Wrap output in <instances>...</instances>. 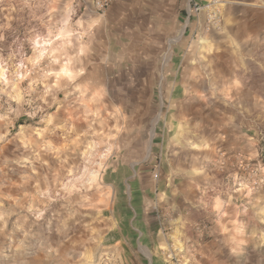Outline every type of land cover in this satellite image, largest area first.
<instances>
[{"label":"rangeland","instance_id":"1","mask_svg":"<svg viewBox=\"0 0 264 264\" xmlns=\"http://www.w3.org/2000/svg\"><path fill=\"white\" fill-rule=\"evenodd\" d=\"M208 3L198 56H99L85 0H0V264L118 263L111 185L161 130L167 90L199 125L209 264H264V39L209 56L224 2Z\"/></svg>","mask_w":264,"mask_h":264},{"label":"crops","instance_id":"2","mask_svg":"<svg viewBox=\"0 0 264 264\" xmlns=\"http://www.w3.org/2000/svg\"><path fill=\"white\" fill-rule=\"evenodd\" d=\"M85 2L92 13L85 9L81 18L85 29L95 31L102 48L99 56L199 55L193 35L205 10L192 11L190 0H113L103 13L94 10V0ZM223 2V30L206 32L209 56L222 49L230 56L254 38L264 39V0ZM165 99L160 105L165 104L168 111L161 130L148 136L151 145L144 148L142 158L132 157L129 149L124 151L127 158L117 165L123 178L111 185L115 226L108 238L117 264H182L178 256L186 257L179 251H189L192 244L197 247L190 264H209L210 246L196 238L211 211L203 195L209 176L197 174L192 163L199 155L193 150L199 141V125L188 124L176 114L180 101L175 92L167 90ZM156 172L158 177H154ZM170 252L176 260L167 257Z\"/></svg>","mask_w":264,"mask_h":264},{"label":"built area","instance_id":"3","mask_svg":"<svg viewBox=\"0 0 264 264\" xmlns=\"http://www.w3.org/2000/svg\"><path fill=\"white\" fill-rule=\"evenodd\" d=\"M112 1L113 0H94V10H96V12L103 13L110 6ZM209 5L210 3L201 4L197 0H190V8L194 12H199L205 7H208ZM167 257H169L170 259H173L174 255L172 252H170L168 253Z\"/></svg>","mask_w":264,"mask_h":264}]
</instances>
